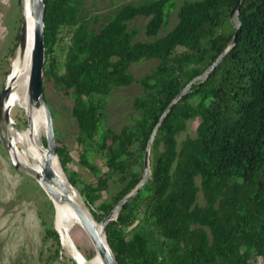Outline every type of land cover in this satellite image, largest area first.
I'll return each mask as SVG.
<instances>
[{
	"label": "trees",
	"instance_id": "1",
	"mask_svg": "<svg viewBox=\"0 0 264 264\" xmlns=\"http://www.w3.org/2000/svg\"><path fill=\"white\" fill-rule=\"evenodd\" d=\"M173 1L123 3L96 27L78 0L43 1L42 92L50 82L70 98L75 139L93 147L105 170L81 153L93 178L66 172L67 150L54 138L56 158L94 222L114 213L103 235L117 264H249L251 255L264 264V0H239L236 17L229 15L236 0H182L174 24L158 35ZM136 16L149 39H134L128 21ZM63 27L69 42L58 70L53 45ZM141 58L156 63L135 79L137 117L99 133L106 94L133 81L127 68ZM173 100L148 146L144 183L114 211L140 182L147 142ZM190 119L194 135L177 142ZM41 223L56 256L59 235ZM93 250L81 254L90 259Z\"/></svg>",
	"mask_w": 264,
	"mask_h": 264
},
{
	"label": "rangeland",
	"instance_id": "2",
	"mask_svg": "<svg viewBox=\"0 0 264 264\" xmlns=\"http://www.w3.org/2000/svg\"><path fill=\"white\" fill-rule=\"evenodd\" d=\"M139 1L141 0H78L77 5L80 12L86 16L88 24L96 27L119 5ZM181 1L174 0L168 8L166 22L159 28L158 35L174 24L176 11ZM21 20L22 0H0V76L3 83L11 76V64L15 60L17 49L20 46L18 44V30ZM144 22L145 18L142 16H136L128 21L129 27L136 29L134 39L145 40L150 38L144 33ZM68 42V29L63 27L59 30L58 39L53 45V55L58 63V70H61L64 49ZM12 50L14 51L10 57ZM155 63L156 58H141L129 64L127 70L132 74L133 81L127 85H116L106 94L103 113L99 121V133L106 128L118 131L121 126L131 124L134 121L137 115L131 101L141 93V87L135 79L149 72ZM10 91L18 93V88H11ZM43 98L50 111L54 138L58 144L65 146L69 156L65 164V171L75 174L82 181H90L93 175L80 166L79 154H85L87 159L99 166L101 170H105V167L101 165V160L89 143H77L75 139L76 126L70 115V98L56 92L50 82L43 83ZM22 114L26 117L25 126L20 119ZM8 117H10V126L7 123L0 124V264H67V258H71L74 264H78L65 245L63 246L55 224L53 200L49 198L37 177L30 170L31 167H34V163L25 154L26 144L31 142L27 135L28 103L25 105L20 99L18 105L9 111ZM38 119L39 124L34 127L33 142L31 143L45 152L43 111H39ZM196 122L197 119L187 121L185 130L176 137L177 142L185 136L194 135ZM7 129H10V132H7ZM42 137L45 140V145L42 143ZM8 138H23L25 140V144L17 142V153L23 161L21 167H13L8 159L5 151ZM37 163L39 164L40 161L38 160ZM56 164L67 185L74 190L68 183L66 174L61 169L57 158ZM108 189L113 191L115 187L110 185ZM102 196L105 197L106 193L102 192ZM78 199L91 217L81 199L79 197ZM196 200L198 203L202 202L200 192L197 193ZM109 216L114 217V213ZM42 221L47 226L55 227L58 232L61 247L56 256L54 255L52 240L43 238L44 225L41 223ZM95 224L101 225L100 222H95ZM65 229L70 233L69 236L79 251L89 255L92 245L82 226L75 221L67 220L65 221ZM93 251L95 254V250ZM259 261L260 259L254 258L253 255L249 258V264Z\"/></svg>",
	"mask_w": 264,
	"mask_h": 264
},
{
	"label": "water",
	"instance_id": "3",
	"mask_svg": "<svg viewBox=\"0 0 264 264\" xmlns=\"http://www.w3.org/2000/svg\"><path fill=\"white\" fill-rule=\"evenodd\" d=\"M43 1L44 0H30L33 13H34V45L32 49V59H31L30 73H29L28 84H27L28 101L32 105H35V106L39 104L42 105L44 125H45L46 151L44 155L43 172L41 176L37 177V180L43 186L49 198L57 202H67L71 206V208L77 213L81 226L84 229L85 233L87 234L93 249L97 251L102 263L103 264H117L106 244V241L103 235L104 226H105V223L110 219L109 218L110 214H107L100 221L101 225H100V235H99L96 231L95 224H93V220L91 219V217H88L87 215H85L76 206V204L73 203L68 198L65 186L57 180L51 168V158L55 157L56 159L55 142H54L50 111L43 98V92H42V87H41V76H42V69H43V41H42V30H43L42 13H43V7H44ZM238 3H239V0H236V2L234 3V5L232 6L229 12L230 16L232 15H234L235 17L237 16ZM22 36H23V27H22V23L20 22L19 30H18V44L19 45L22 44ZM207 72L208 71H205L204 74L206 75ZM8 91H9V88H7L5 85L2 84L1 89H0V124H2L8 119L7 113H5V111L2 108L3 100L6 97ZM174 102L175 100L171 101V103H169L167 107L162 111V114L159 117V120L157 124L155 125L150 135V138L147 142L146 149L143 155V171H142V177H141L140 182L135 186V188L130 193L124 196L117 203V205L113 209L114 211L117 209L119 205L123 204L125 201L133 197L134 194L141 188L142 184L144 183L148 175V160H147L148 146L151 143L156 127L159 125L160 121L167 114V111L172 107ZM27 126H28V121H27ZM5 151H6L8 159L10 163L12 164V166L15 168L18 167L16 158L7 143L5 145Z\"/></svg>",
	"mask_w": 264,
	"mask_h": 264
},
{
	"label": "bare ground",
	"instance_id": "4",
	"mask_svg": "<svg viewBox=\"0 0 264 264\" xmlns=\"http://www.w3.org/2000/svg\"><path fill=\"white\" fill-rule=\"evenodd\" d=\"M22 27H23V36H22V44L17 49L16 57L10 68V75L6 82L3 83L9 91L6 97L3 100L2 108L9 116V111L15 106L18 105L20 99L23 100V103L26 105L28 103V126H27V135L31 142H33V132L34 127H37L39 124L38 113L39 111H43L42 105L39 104L37 106L32 105L28 102L27 97V84L30 73L31 59H32V49L34 45V13L31 6L30 0H22ZM17 87L18 93L10 91L11 88ZM10 126V117L3 122L2 124H6ZM12 123V122H11ZM6 125V126H7ZM7 132H10V129H7ZM22 142L25 144V140L23 138H15L7 139V144L11 148L18 167L23 165V161L20 159L17 153V142ZM26 144L25 154L29 157V159L34 163V167H31L30 170L36 177L42 175L43 172V162L45 152L40 150L33 143ZM40 161L38 164L37 161ZM51 168L53 174L57 178V180L65 186L67 191L68 198L76 204V206L89 217V214L83 208L80 203L78 197L75 192L67 185L64 177L59 171V168L56 164L55 157L51 158ZM54 211H55V224L56 228L60 234L61 241L63 246L67 248L68 252L72 255V257L78 262V264H103L97 251L95 250V254L92 258L86 259L78 248L75 246L74 242L70 238L67 229H65V221H75L77 224L81 226L79 217L77 213L71 208V206L67 202H57L53 200ZM93 224L95 222L93 221ZM96 231L100 235V226L96 225ZM55 229V227H54ZM56 230V229H55ZM57 232V233H58Z\"/></svg>",
	"mask_w": 264,
	"mask_h": 264
}]
</instances>
